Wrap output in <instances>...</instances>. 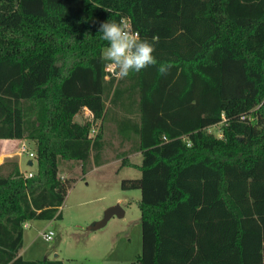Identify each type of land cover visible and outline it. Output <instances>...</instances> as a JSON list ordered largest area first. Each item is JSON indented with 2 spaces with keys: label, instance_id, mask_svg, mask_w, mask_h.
I'll list each match as a JSON object with an SVG mask.
<instances>
[{
  "label": "trees",
  "instance_id": "16d2710c",
  "mask_svg": "<svg viewBox=\"0 0 264 264\" xmlns=\"http://www.w3.org/2000/svg\"><path fill=\"white\" fill-rule=\"evenodd\" d=\"M122 18L157 65L117 79L98 29ZM84 106L141 152L121 180L140 189L139 264H264V0H0V138L34 140L37 163L0 173V264H62L18 250L24 221L62 216L59 158L104 162Z\"/></svg>",
  "mask_w": 264,
  "mask_h": 264
},
{
  "label": "rangeland",
  "instance_id": "374dc122",
  "mask_svg": "<svg viewBox=\"0 0 264 264\" xmlns=\"http://www.w3.org/2000/svg\"><path fill=\"white\" fill-rule=\"evenodd\" d=\"M105 98L109 105L108 97ZM84 118L90 121L87 115ZM91 127L95 128L94 134L98 130L102 132L103 164L82 173L80 161L59 158L58 175L72 179L61 206L62 216L30 221V225L24 228V256L42 258L55 252L64 264H139L140 189L123 188L121 180L140 175V170L132 164H140L142 155L138 150H130V140H120L112 112L102 123L99 118H94ZM208 130L220 136L221 122L210 125ZM30 140H27L26 147L34 152L31 158H34L32 167L36 170V142L28 145ZM0 142V160L3 162L0 173L7 174L17 162L15 156L21 153V144H17L19 148H13L12 141ZM28 156L27 152L22 153L24 168L28 167L25 163ZM123 159L126 160L123 162ZM92 164L91 158L87 167ZM115 203L124 208L123 216L113 214L101 227L91 228V224L104 215L105 209ZM49 230L53 232L52 237L45 239L43 231Z\"/></svg>",
  "mask_w": 264,
  "mask_h": 264
},
{
  "label": "clouds",
  "instance_id": "9594fccd",
  "mask_svg": "<svg viewBox=\"0 0 264 264\" xmlns=\"http://www.w3.org/2000/svg\"><path fill=\"white\" fill-rule=\"evenodd\" d=\"M98 32L107 46L101 53V59L117 79H124L132 72H140L149 66L157 65L153 56L154 43L142 40L139 33L133 31L130 18L117 22H102ZM156 38H154L155 40ZM172 68L170 63H161L157 71L167 76Z\"/></svg>",
  "mask_w": 264,
  "mask_h": 264
},
{
  "label": "crops",
  "instance_id": "0c3cea01",
  "mask_svg": "<svg viewBox=\"0 0 264 264\" xmlns=\"http://www.w3.org/2000/svg\"><path fill=\"white\" fill-rule=\"evenodd\" d=\"M85 107V106H84ZM83 107V108H84ZM82 108V109H83ZM86 109H87V107H86ZM81 114H82V119H83V122L85 121V118H84V115H83V113H82V111H79ZM3 140H7V141H12L11 143H12V147L13 148H19L18 146H17V144H21V142H24L25 144H27L26 142H27V138H25V137H21V138H0V141H3ZM31 142H34V140L32 141V140H30L29 142H28V145H30V143ZM1 143V142H0ZM6 145H7V143H5ZM16 146V147H15ZM13 153H15V152H13ZM22 153L23 152H21V153H17L18 155L17 156H15L16 157V159H17V162H18V166H19V170L20 171H22L23 173H27V172H35L36 170H34V168L32 167V165L34 164V158H30L29 156L25 159V163L27 164V168H24L23 167V158H22ZM141 153V152H140ZM6 155H9V154H6ZM12 155V154H11ZM29 160H32V163H29ZM2 160H0V164H2L3 162H1ZM103 163H101V164H99V165H95V164H92V166L87 170V172L90 170V169H93V168H95V167H97V166H100V165H102ZM61 206H62V204L59 206V210L61 211V213H62V209H61ZM53 218H55V217H53ZM52 219V218H51ZM34 221L35 219H29V220H26V221H24V222H26L27 223V225H23V227L25 228V227H28L29 225H30V221ZM24 228H23V237H22V245H21V247L19 248V250H18V255H21L24 259H42V258H47V259H59V260H61V262H62V264H64L63 263V260L60 258V257H58V254L57 253H55L54 252V254L53 255H51V256H49V255H46V256H44V257H42V258H38V257H26V256H24V253H23V241H24V235H25V231H24Z\"/></svg>",
  "mask_w": 264,
  "mask_h": 264
},
{
  "label": "water",
  "instance_id": "95a60500",
  "mask_svg": "<svg viewBox=\"0 0 264 264\" xmlns=\"http://www.w3.org/2000/svg\"><path fill=\"white\" fill-rule=\"evenodd\" d=\"M73 120H77L79 123H82V121H83L82 114L80 112H77L74 115ZM29 163H32V160H29ZM113 214H117L119 216H123V214H124V208L119 203H115V204H112V205L108 206L105 209L104 215L99 220H97L93 224H91L90 227L91 228L101 227L102 225H104L107 222V220Z\"/></svg>",
  "mask_w": 264,
  "mask_h": 264
},
{
  "label": "built area",
  "instance_id": "2783aa9c",
  "mask_svg": "<svg viewBox=\"0 0 264 264\" xmlns=\"http://www.w3.org/2000/svg\"><path fill=\"white\" fill-rule=\"evenodd\" d=\"M136 32V31H135ZM106 69L107 70H109L108 69V67H106ZM110 72V71H109ZM106 77H108V75H106ZM84 110H83V115L85 116V115H87L89 118V120L91 121V123H92V121L94 120V116H93V113H92V111L89 109V108H87L86 109V107H84L83 108ZM223 116V115H222ZM223 118H224V116H223ZM94 131H95V128L94 127H91L90 128V130H89V133H88V135L89 136H93L94 135ZM20 147V152H27L30 156V158L32 157V156H34V152H32V151H29L28 150V148L26 147V144L24 143V142H21V145L19 146ZM34 172H27L26 174L24 173V175H26V176H30V175H32ZM23 225H27V223L26 222H23ZM52 234H53V232H52V230H49V231H43V236H44V238L45 239H50L51 237H52Z\"/></svg>",
  "mask_w": 264,
  "mask_h": 264
}]
</instances>
